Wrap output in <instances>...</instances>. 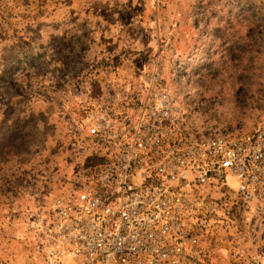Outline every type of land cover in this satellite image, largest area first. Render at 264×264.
Returning <instances> with one entry per match:
<instances>
[{
  "label": "rangeland",
  "instance_id": "1",
  "mask_svg": "<svg viewBox=\"0 0 264 264\" xmlns=\"http://www.w3.org/2000/svg\"><path fill=\"white\" fill-rule=\"evenodd\" d=\"M154 66L199 133L261 127L264 0H0V264L22 261L28 212L68 188L74 86L137 84ZM203 194L209 264H264V193Z\"/></svg>",
  "mask_w": 264,
  "mask_h": 264
},
{
  "label": "built area",
  "instance_id": "2",
  "mask_svg": "<svg viewBox=\"0 0 264 264\" xmlns=\"http://www.w3.org/2000/svg\"><path fill=\"white\" fill-rule=\"evenodd\" d=\"M74 87L60 115L68 188L28 212L16 264H209L216 204L203 189L244 202L264 193V125L199 133L158 66L137 84Z\"/></svg>",
  "mask_w": 264,
  "mask_h": 264
}]
</instances>
